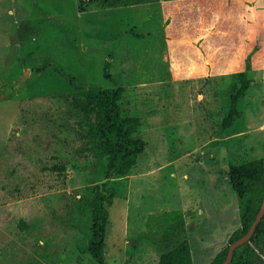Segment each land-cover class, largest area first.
<instances>
[{"label": "rangeland", "instance_id": "1", "mask_svg": "<svg viewBox=\"0 0 264 264\" xmlns=\"http://www.w3.org/2000/svg\"><path fill=\"white\" fill-rule=\"evenodd\" d=\"M241 2L206 18L186 1L0 0V264H97L88 201L107 160L68 77L111 87L106 63L146 143L110 180L106 264H158L181 241L193 264H210L232 245L242 204L228 169L263 157L264 0ZM240 73L251 83L224 128ZM241 254L264 264V235Z\"/></svg>", "mask_w": 264, "mask_h": 264}, {"label": "trees", "instance_id": "2", "mask_svg": "<svg viewBox=\"0 0 264 264\" xmlns=\"http://www.w3.org/2000/svg\"><path fill=\"white\" fill-rule=\"evenodd\" d=\"M158 1L194 2L197 4V8L200 7L206 18L212 14L208 10L214 5H223L226 11L236 10L237 12L241 11L243 7L241 0H79L82 10L92 6L110 8L151 4ZM47 67H49L48 64L42 65L38 71H44ZM108 67L109 63H106L103 76L111 82V87L87 86L79 82L76 77H68V82L78 94L82 113L89 121L86 135L91 139L94 149L107 160L106 180L95 189L93 198L88 201V207L91 209V226L87 248L97 264H106L105 238L109 218L108 207L114 201V190L110 186V180L113 177L127 176L136 166L139 156L146 147L145 141L136 136L141 125L140 118L122 114L121 104L127 107L131 106L127 89L110 75ZM250 83L251 80L245 73L239 74V87L230 96L231 107L223 120L224 128L230 127L238 116V100L248 91ZM5 88L6 85L1 86V89ZM262 145V158L240 165H231L227 172L229 183L242 204L240 227L230 235V243L248 232L262 204L264 196V126ZM21 224L22 227L24 223ZM263 235L264 216L252 237L234 250L230 264H244L245 260L241 254L243 247L248 243L256 242ZM228 249L229 247H226L221 251L210 264H222ZM158 264H193L190 245L186 241L179 242L173 249L160 255Z\"/></svg>", "mask_w": 264, "mask_h": 264}, {"label": "water", "instance_id": "3", "mask_svg": "<svg viewBox=\"0 0 264 264\" xmlns=\"http://www.w3.org/2000/svg\"><path fill=\"white\" fill-rule=\"evenodd\" d=\"M263 216H264V196H263V199H262V204H261V207L259 209V212H258L255 220L253 221L252 225L250 226L248 232L232 243V245L228 249L226 258H225V260L223 261L222 264H230V262H231V260L233 258L234 250L239 245H242V244L246 243L252 237V235L255 232L256 227L261 222Z\"/></svg>", "mask_w": 264, "mask_h": 264}, {"label": "crops", "instance_id": "4", "mask_svg": "<svg viewBox=\"0 0 264 264\" xmlns=\"http://www.w3.org/2000/svg\"><path fill=\"white\" fill-rule=\"evenodd\" d=\"M264 126V125H263ZM187 218V217H186ZM186 218H184V220L186 219Z\"/></svg>", "mask_w": 264, "mask_h": 264}]
</instances>
